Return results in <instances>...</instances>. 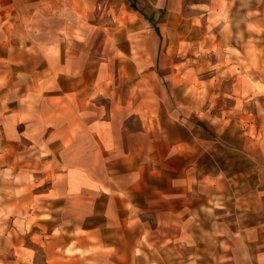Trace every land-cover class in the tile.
<instances>
[{
	"label": "crops",
	"instance_id": "0c3cea01",
	"mask_svg": "<svg viewBox=\"0 0 264 264\" xmlns=\"http://www.w3.org/2000/svg\"><path fill=\"white\" fill-rule=\"evenodd\" d=\"M78 1L86 12L74 9L73 0H45L41 11L52 14L55 2L58 14L76 12L77 31L100 1L109 2L108 12L116 7V16L125 9L131 20L123 27L113 21L95 24L103 32L100 45L105 49L87 60L78 50L69 56L64 39L32 21L35 33L40 29L45 34L28 45L36 48L37 61L44 66L26 69L20 58L8 60L13 65L7 71L13 69V76L24 79L21 91L27 100L7 115L0 103V264H264V37L256 31L264 29V0H206L201 5H186V0ZM211 12L223 16L220 32L208 29ZM225 25L230 33L223 31ZM215 43L219 48L212 53L197 50ZM12 44L20 46L4 30L2 77L5 46ZM52 61L60 65L53 67ZM85 62L97 65L85 68ZM112 79L119 80L109 85ZM129 79L141 81V86L139 81L130 86L140 87L131 105L128 96L117 95L115 109L112 100L107 107L87 100L103 93L110 98ZM5 86L0 84L1 94ZM191 94L196 95L193 101ZM166 95L172 108L165 104ZM120 108L125 113L121 119ZM184 109L214 126L216 138L201 139L196 126L182 118ZM86 140L92 142L87 150L81 144ZM215 143L256 165L250 223L244 211L228 206L229 191L238 189L244 169L230 172L223 161L219 165ZM68 157L78 159L71 165L77 175L84 174L85 157L93 158V168L103 157L131 171L129 185L93 181L115 204L128 207L126 223L137 227L139 242L117 249L105 242L98 227L66 226L68 218L54 205L62 197L53 191L63 188L69 169L68 164L59 168L56 159ZM57 175L66 177L54 184ZM232 198L238 202L244 196ZM151 212L153 226L143 220ZM203 216L205 226L197 228ZM91 231H96V244L85 239ZM201 237L210 239L205 249H181L180 239Z\"/></svg>",
	"mask_w": 264,
	"mask_h": 264
},
{
	"label": "rangeland",
	"instance_id": "374dc122",
	"mask_svg": "<svg viewBox=\"0 0 264 264\" xmlns=\"http://www.w3.org/2000/svg\"><path fill=\"white\" fill-rule=\"evenodd\" d=\"M206 0H186L187 4H194L197 3L198 5L201 2H204ZM45 2V0H0V36L2 35V32L5 30V34L7 39L12 38L15 39L20 46L13 45L12 46H5L4 56H5V68H6V74L4 77L0 76V84L5 83V89L4 94L0 93V103L5 105L4 112L5 114L12 113V109L16 107L17 103L19 101H26L27 99L23 98L24 94L21 91V82L22 78H18L15 75L13 76V69L10 70V72L7 71L8 66H12L13 63L8 60H18L21 59V63L25 66L26 69H39L44 66V62L37 61L36 55H38V51H36V48L34 46H29V41L34 39V37L41 38L42 34H45L44 30L38 29L35 33V30L33 28V22L38 24L41 28L46 24L47 28L50 29V31L54 32V34H57V36L61 37L65 41V47L64 52L68 53L69 56L72 55V51L74 54L77 53V50L79 53H82V59H86L89 57H94L93 55H96L97 53H101L104 51L105 46L100 45V39L102 38V31L100 29H97L94 25L96 24H109V23H116L119 27L125 26V23L130 19L128 14L125 12V9H122L119 13V15L116 16L117 10L116 7L110 9L108 12V9L106 8L108 6L109 2L100 1L96 4L93 8H91L90 16L84 17V21L86 24H84V28L81 31L74 30L77 26L78 18H76L75 13L71 14H65L61 15L56 12L57 8L60 7V5H56L55 2H53V13L46 15L44 13V10L41 11L42 5ZM78 0H73L72 7L76 10L83 12H86V7L79 6ZM201 5V4H200ZM4 6V7H3ZM44 6V5H43ZM65 6V5H64ZM133 6V4H131ZM62 7V5H61ZM38 9L41 11H38ZM27 10V11H26ZM35 11V12H34ZM72 12V11H71ZM187 14V13H186ZM86 15V13L82 14ZM184 16H186L184 14ZM222 15L216 14L214 12H211V18L208 20V23H211V26H209V31L211 32L212 26L216 27L214 31L220 32L221 30L218 29V22L222 19ZM232 17H236V14H233ZM262 17H264L262 15ZM131 20V19H130ZM113 21V22H112ZM224 21V20H221ZM81 23V22H80ZM228 24V23H225ZM63 29H62V27ZM229 25H225V28H223V31H228L230 33V30L228 28ZM246 30L250 31L253 26L252 24H248L246 26ZM249 27V28H248ZM264 28V26H262ZM221 29V27H220ZM257 33L261 34L260 38L263 39L264 37V29L256 30ZM192 32V31H191ZM223 37L227 36L226 34H222ZM197 37H199V33H197ZM231 37V35L229 36ZM213 41H217L218 36H215L212 34L210 37ZM250 40L253 41L252 37H249ZM79 40V44H75L76 41ZM66 41H68L66 43ZM21 42V43H20ZM260 42L264 43V40H260ZM127 44V43H126ZM126 44L123 45L124 48L127 49ZM37 47V46H36ZM39 47V46H38ZM216 48H219L218 44H214L211 49L205 50V48L198 47L199 52L204 53H212V51H216ZM21 50V51H18ZM10 62V63H9ZM39 62V63H38ZM54 62L53 67L60 65V62ZM83 62V61H82ZM37 64H39L37 66ZM85 68L93 69V67H96L97 64L95 63H86ZM114 68H116L114 66ZM117 68H120L119 66ZM158 79V78H157ZM119 79H112V81L109 83V85H115L117 84V81ZM126 80V79H125ZM139 81V82H138ZM136 82H138V85L141 86L140 79H129L128 81L123 83L122 89L120 93L117 94V92H110V98H106L107 96L105 93H103L104 97L96 98L93 100V98H88L87 100L92 103L96 101H100L102 106H109L110 101H114V109L116 106L119 108L118 104L119 99L118 96H123L124 99L126 96H128V103L131 105L133 100H136L137 97V91L140 89V87H134L130 89V86H135ZM151 84V80H149ZM131 91V92H130ZM140 96V94L138 95ZM196 96V95H195ZM194 94L190 95V100H194ZM113 97V98H112ZM187 101L186 103H189V95H186L185 97ZM165 104L169 108H172L171 100L166 95ZM190 101V102H191ZM184 102V101H182ZM2 107V106H1ZM90 107L91 104H90ZM88 106V109L86 112H92V109ZM121 114L120 119L123 118L125 113L121 110V108L118 110ZM165 111V110H164ZM166 114V111H165ZM104 116V115H103ZM182 118L187 121L190 125L196 126L198 129L199 136H201V139H210V138H216L215 129L214 126H210V124L206 120H198V118L194 117V113L189 111L188 109L183 110ZM123 120V119H122ZM130 125H134L131 122H129ZM134 127V126H133ZM182 133H185V129L182 128ZM237 132V131H232ZM82 147L84 144L85 149H89L92 146V142H88L87 140L84 143H81ZM232 144V143H231ZM213 149L218 154V158H216V161L220 165L223 161L222 165H225V167L230 172H236L238 170L244 169L243 175H238L237 182L235 186L238 187V189L230 190L229 198H228V206L233 212L234 210H240L244 211L246 214L245 221L247 223H250L252 218H250L249 213H252L249 209L250 203L253 200L252 196V190H253V181L255 177L254 171L256 170V165L254 168V165H252V161H250L248 158L242 157V154H236L233 153L234 151L228 149H223L219 145L212 144ZM232 146V145H231ZM233 147V146H232ZM231 147V148H232ZM234 148V147H233ZM213 150V151H214ZM70 156V155H69ZM223 157V158H222ZM225 157V158H224ZM75 157H68V158H57L56 164L59 168H61V164L63 168H65L66 164H68V174L66 175L67 178H65V183L63 182V188L59 186L58 191H53L55 195H58L59 197H62L59 201L54 203L57 210L56 212H59L64 215V217L68 220L66 222V226L69 227V229L72 228L73 224L82 225L85 228L90 227H98L101 230V233L104 237L105 242L111 241L114 243L117 247V249H128L134 242H139V239H136V232L137 227L134 226L130 227L129 223H126V219L128 217L127 213V206L122 207L118 203L115 204L114 201H111L108 198V194H103V192L99 191L97 188V184L95 182L100 181H108L113 182L117 184H124L130 183L132 180L131 177V171H129L128 168L123 166H113L112 162H110L106 158H100L97 159V163L93 168V158L92 157H85L84 159H81L85 163V170L84 174H76V169L72 171L71 165H75L76 161ZM61 171V170H59ZM66 176H60L57 175L54 177V184H58L60 179L62 180ZM95 178V182L93 179ZM235 178V177H234ZM236 179V178H235ZM128 183V185H129ZM176 184V182H175ZM101 188L105 190V193H109V190L105 189L103 185H101ZM238 190V191H236ZM233 194H239L243 195L244 199H239L237 202L236 199L232 198ZM219 200H222V198H219ZM225 201H223L222 204ZM235 204L238 203L240 207H236ZM217 206H221V205ZM13 207H10L12 209ZM125 208V209H124ZM162 208V207H161ZM165 208V207H163ZM230 211V212H232ZM154 217L153 213L150 214L145 213L143 214V220H147L151 223L153 226L154 223H152ZM205 219H207V216L200 217L197 221V228H204L205 226ZM57 224V223H55ZM187 224V222H186ZM208 224V222L206 223ZM3 221L0 223V233H2L4 227H3ZM140 225V224H139ZM136 231V232H135ZM58 229L54 230V236H58ZM93 233H96V231L86 232L85 233V239L92 243H97L98 238L94 237ZM113 235V236H110ZM115 235V236H114ZM39 239V238H38ZM181 249H205L207 245H209L208 240L204 237L198 238V239H190V238H182L180 239ZM196 243L198 244V247L196 246ZM64 246V245H62ZM67 249H71L68 247ZM134 249V248H133ZM138 249V248H135ZM60 250V248H59ZM68 251V250H67ZM37 257L42 258L41 251L37 250Z\"/></svg>",
	"mask_w": 264,
	"mask_h": 264
}]
</instances>
